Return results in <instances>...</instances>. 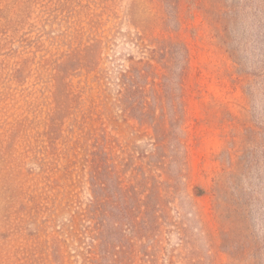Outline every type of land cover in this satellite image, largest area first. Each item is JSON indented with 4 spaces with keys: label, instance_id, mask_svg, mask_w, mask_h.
Instances as JSON below:
<instances>
[{
    "label": "rangeland",
    "instance_id": "374dc122",
    "mask_svg": "<svg viewBox=\"0 0 264 264\" xmlns=\"http://www.w3.org/2000/svg\"><path fill=\"white\" fill-rule=\"evenodd\" d=\"M0 264H264V0H0Z\"/></svg>",
    "mask_w": 264,
    "mask_h": 264
},
{
    "label": "trees",
    "instance_id": "16d2710c",
    "mask_svg": "<svg viewBox=\"0 0 264 264\" xmlns=\"http://www.w3.org/2000/svg\"><path fill=\"white\" fill-rule=\"evenodd\" d=\"M163 82L159 83L157 78L158 66L152 59H140L135 62L130 69L124 71L123 85L120 91L121 104L124 105L126 112L141 114V122L146 123L147 113L145 105L149 98L157 96L160 91L157 87L163 88L161 97L171 102H176L183 106L185 105V80L189 71V56L187 48L181 42L167 39L163 41ZM156 55V49H149ZM176 70H179L178 72ZM177 89L179 92H177ZM134 116V115H133ZM135 117V116H134ZM98 169V165H97ZM92 184L96 188L100 186L98 181V171L95 169L92 173ZM96 198V194H95Z\"/></svg>",
    "mask_w": 264,
    "mask_h": 264
}]
</instances>
